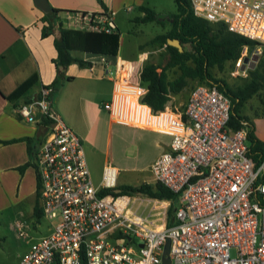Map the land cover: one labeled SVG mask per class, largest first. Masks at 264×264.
Masks as SVG:
<instances>
[{
    "label": "built area",
    "instance_id": "built-area-1",
    "mask_svg": "<svg viewBox=\"0 0 264 264\" xmlns=\"http://www.w3.org/2000/svg\"><path fill=\"white\" fill-rule=\"evenodd\" d=\"M189 2L194 14L223 21L264 45V0ZM77 22L106 32L116 28L111 15L94 19L89 14L86 22ZM148 60L146 53L131 59L130 70L114 79L103 107L113 122L171 136L169 149L150 169L177 194L173 222L167 223L165 199L99 194L101 187L116 185V166L105 162L101 183L94 185L82 137L57 112L55 87L43 84L39 96L17 105L16 112L46 125L35 170L42 215L50 226L16 264H161L168 237L170 264H264V182L259 180L264 158L255 167L247 155L246 126L230 127V98L200 81L190 87L180 110L167 105L153 110L142 100L147 87L140 72Z\"/></svg>",
    "mask_w": 264,
    "mask_h": 264
},
{
    "label": "crops",
    "instance_id": "crops-1",
    "mask_svg": "<svg viewBox=\"0 0 264 264\" xmlns=\"http://www.w3.org/2000/svg\"><path fill=\"white\" fill-rule=\"evenodd\" d=\"M48 1L51 6L61 8L57 13L56 21H60L66 27H81L79 24L76 26L74 25L75 23H72L77 22V20L86 22L89 19L90 14L94 19H103L104 16L111 15L116 28L119 29V25L115 20L114 15L120 11L122 7L133 10L135 6H139L140 4L149 6L146 4L147 0H103L105 3L104 6H102L98 0ZM139 11V14L131 17L133 22H135L136 16H140L145 13L142 10ZM45 12L46 11L42 10L39 6H37V4H35L34 0H0V139L22 136L33 137L32 154H29L27 151V140L20 139L7 143L0 141V191H8V189L12 187L11 184L16 178L18 180L17 188L21 189L22 195L26 199H30V201H33V191L36 186H32V178L33 183H35V181L37 183L35 166L33 167L32 165H28L22 170H20L18 166L25 163L27 160L35 159L36 150L43 138V135L45 134L46 129H43V132L39 135V137L35 138V133L37 132V128L41 125V121L37 120L35 122H29L24 120L16 112L17 105L37 98L39 96L41 86L43 84L51 83L57 73L60 80V78L64 75L71 76L70 78L68 77L71 79L75 74L90 72L92 77L100 81L111 80L113 90L114 79L122 74H127V71L131 68V59L137 60L139 55L141 56V53H146L148 55L149 51L147 48H139V44L143 42L141 41V39H143L142 35L146 36L145 33H141L142 35L139 36V34L137 35V32H131L128 30L125 33L127 36V42H124V57H120L122 52L120 44L122 37L125 38V34L120 32L117 54L106 55L74 50L73 54L85 61L83 64H80L83 65L81 70L76 73V68L74 67L75 63L73 62L57 71L55 62L53 61V58L56 56L53 35H42V29L47 24ZM81 28L88 29V27ZM112 66L113 70H111ZM188 91L180 109L186 101ZM175 94H171V97L166 105L174 110H180L179 108H174L170 105V100ZM108 120L109 130L107 132V153L110 154V158L105 155L103 165L105 162L109 161L116 166L118 170L116 184H138L142 181H148L154 184L157 180L154 178L150 169V163L163 150L169 149L171 136L167 133L151 128L113 122L111 121L109 115ZM116 125L131 126L145 130L148 129L147 131H151L153 133L156 149L152 157L153 159L149 163V169L152 176L148 179H142L135 182L119 180L120 170L125 166L120 160H118L115 155V150L113 151L112 149L111 141L113 139V133L111 131ZM77 133L82 137L84 146L85 135L82 136V133ZM254 133L262 141L264 150V123L255 121ZM95 138L96 137L94 136V140ZM121 140L123 145L124 141L123 139ZM124 150L125 147L123 146L121 151L124 152ZM259 180L264 182V170L260 172ZM166 201L169 204V201Z\"/></svg>",
    "mask_w": 264,
    "mask_h": 264
},
{
    "label": "trees",
    "instance_id": "trees-1",
    "mask_svg": "<svg viewBox=\"0 0 264 264\" xmlns=\"http://www.w3.org/2000/svg\"><path fill=\"white\" fill-rule=\"evenodd\" d=\"M104 6L103 0H98ZM176 11L171 13L170 27L165 32H160L153 37L144 40L139 44V48L154 42L165 44L168 57L164 62L148 60L144 63L140 77L146 84L147 90L142 100L149 104L153 110L162 109L169 101L171 94L183 90L190 80H197L217 86L230 98V113L228 125L238 128L245 125L247 128L246 153L257 167L264 158L262 141L254 133V124L251 116L243 111L246 101L256 94L264 86V62L258 61L253 68L248 69V80L236 87L231 86L224 78L215 76L211 70L213 66L222 67L225 61H235L241 54L243 46L257 48L263 46L262 42L256 38H250L243 34L228 29L223 21H209L204 17L194 14L189 0H174ZM145 13L135 17V21H148L157 18L158 13L154 8L145 4L137 6ZM61 8L51 6L45 12L47 24L42 29V35L52 34L56 48V56L53 58L57 71L63 69L70 63L85 62L82 58L73 54L74 50L88 51L106 55L117 54L119 46L120 31L115 28L113 31L85 29L81 27H66L60 21H56L57 13ZM168 38L178 39L179 46H174L168 42ZM171 69L177 72L170 76ZM69 78L71 76H68ZM59 81L58 73L50 83L55 88V82ZM264 104V99L262 100ZM264 107V106H263ZM264 111L256 112L254 116L263 115ZM245 122V123H244ZM46 129L42 121L37 128L35 138ZM20 139L27 140V151L33 153V137L22 136L8 139H0L1 142H14ZM36 154V153H35ZM34 164L35 160H27L18 166L23 169ZM36 203L34 212L42 215L39 202V183H36ZM130 194L147 195L158 197L169 201L167 207L168 224L173 222L174 212L179 204L177 194L160 181L154 184L142 181L138 184L122 183L115 186L101 187L99 194ZM261 201L264 203V193L261 194Z\"/></svg>",
    "mask_w": 264,
    "mask_h": 264
},
{
    "label": "rangeland",
    "instance_id": "rangeland-1",
    "mask_svg": "<svg viewBox=\"0 0 264 264\" xmlns=\"http://www.w3.org/2000/svg\"><path fill=\"white\" fill-rule=\"evenodd\" d=\"M146 4L156 10L159 20L155 18L141 21V23L138 20L133 22L131 17L140 13L137 6L133 10L122 7L114 15L119 25L118 30L122 34L128 30L137 32L139 36L145 33L146 36L142 35L143 39H141L144 41L157 33L165 32L170 27L171 13L176 11L174 0H147ZM72 24L78 26L79 23L73 22ZM126 38L125 34V38L121 39L120 57H124L123 49L125 48L124 42H127ZM145 48L150 51H148L150 60L164 62L168 57L165 44L154 42L145 45ZM256 52L258 58L251 61L252 55ZM245 55L249 56V60L245 62L243 69H241L243 60L239 65L237 60H227L222 67L213 66L211 68L213 74L224 78L233 87L245 83L248 80V69L256 66L259 60L264 62V45L253 49L247 47L246 52H243V56ZM74 63L75 71L78 73L77 71L81 70L83 65L78 62ZM252 64L254 66H251ZM173 70H170V76L177 74ZM196 81L190 80L184 90L173 95L170 105L180 109L188 89ZM55 86L56 109L68 125L82 133V136L85 135L84 148L92 180L94 185H100L104 157L106 155L110 158V154L107 153L108 113L102 103L112 94V81H100L92 77L90 72H85L75 74L71 79L64 75L55 82ZM263 99L264 86L243 106L244 113L252 117L253 124L255 121L264 123V114L254 116L256 112L264 111ZM147 130L125 125H116L112 128V149L115 150L118 160L125 166L120 170L119 180L135 182L152 176L149 163L153 159L156 143L153 133ZM121 139L124 141L123 145ZM123 146L125 147L124 152L121 151ZM32 166L34 167V164ZM17 181L15 178L8 191H0V264H15L32 242L49 232L50 220L34 212L37 198L36 181L34 180L35 183H33L32 178V186H35L33 201L22 195V190L17 188ZM138 204L139 201L135 199L133 207H137ZM141 209L142 206L138 208V210Z\"/></svg>",
    "mask_w": 264,
    "mask_h": 264
},
{
    "label": "water",
    "instance_id": "water-1",
    "mask_svg": "<svg viewBox=\"0 0 264 264\" xmlns=\"http://www.w3.org/2000/svg\"><path fill=\"white\" fill-rule=\"evenodd\" d=\"M35 4H37V6H39L42 10L44 11H49L51 9V5L49 4L48 0H34ZM168 42L174 46H179L181 49V45L178 41V39L174 38H168ZM258 58V53H254L251 57V61L256 60ZM249 60V56L245 55L243 56V63L241 64V69H243L245 67V62ZM251 66H254L253 64ZM142 244V243H140ZM169 249H170V238L168 237L163 245V250L161 253V264H170L171 263V259H170V255H169Z\"/></svg>",
    "mask_w": 264,
    "mask_h": 264
}]
</instances>
